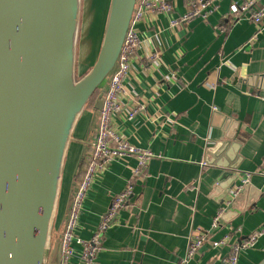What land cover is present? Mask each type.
Here are the masks:
<instances>
[{"label": "crops", "instance_id": "crops-1", "mask_svg": "<svg viewBox=\"0 0 264 264\" xmlns=\"http://www.w3.org/2000/svg\"><path fill=\"white\" fill-rule=\"evenodd\" d=\"M170 1L169 12H147L137 25L142 44L125 81V109L114 119L123 138L153 156L145 176L136 178L129 206L106 231L94 264H178L191 236L208 229L210 240L189 264H228L230 244L264 225V22L242 15L222 30L231 4L246 0H218L207 19L173 26L192 0ZM138 104L142 108L129 118ZM96 119V110L85 108L74 127L46 264L59 261L75 171ZM136 165L134 156L118 158L93 182L77 236L94 234ZM222 239L225 244H213ZM74 248L71 264L81 252L79 244ZM238 264H264V235L242 251Z\"/></svg>", "mask_w": 264, "mask_h": 264}, {"label": "water", "instance_id": "water-1", "mask_svg": "<svg viewBox=\"0 0 264 264\" xmlns=\"http://www.w3.org/2000/svg\"><path fill=\"white\" fill-rule=\"evenodd\" d=\"M136 3L111 0L97 60L76 80L80 0H0V264H46L74 127L97 90L98 117Z\"/></svg>", "mask_w": 264, "mask_h": 264}, {"label": "built area", "instance_id": "built-area-1", "mask_svg": "<svg viewBox=\"0 0 264 264\" xmlns=\"http://www.w3.org/2000/svg\"><path fill=\"white\" fill-rule=\"evenodd\" d=\"M217 2L218 0H192L189 10L179 18L172 19L171 25L177 26L187 23L193 18L207 19L217 8ZM171 9L172 3L170 0H137L116 67L106 79V88L98 110L92 138L85 150L80 172L76 177L71 205L67 213L63 233L60 237V258L57 264H71V259L75 253L74 243L81 246L80 256L78 262L75 264L95 263L98 254L103 249L106 231L115 223L119 212L129 206L130 200L134 196L136 178L143 177L146 174L149 159L153 156L152 151L136 146L123 138L114 126V119L125 109V99L128 95L125 81L132 71L135 54L142 44V38L137 29L138 23L147 12L158 14L169 12ZM242 15L250 17L251 20L261 26L264 22V3L257 6L256 0H246L241 3L231 4L229 17L221 29L226 30L231 23L240 19ZM155 57L156 54L152 56L153 59ZM141 108L142 105L139 104L133 106V108L128 110V117H134ZM125 156L137 158V165L133 169L132 178L119 193L112 197L110 205L102 214L94 234L89 239L77 236L78 219L93 182L108 169L113 161ZM249 178L250 174L243 181L246 182ZM241 188L242 186L237 187V190L234 191L235 196ZM221 215L222 211L212 220V230L219 226ZM209 234L210 229L192 235L187 251L179 259L178 264H189L200 248L210 240ZM263 235L264 225L246 237L232 242L230 244L228 264H238L242 251L252 248ZM225 243V239L213 242L216 246Z\"/></svg>", "mask_w": 264, "mask_h": 264}, {"label": "rangeland", "instance_id": "rangeland-1", "mask_svg": "<svg viewBox=\"0 0 264 264\" xmlns=\"http://www.w3.org/2000/svg\"><path fill=\"white\" fill-rule=\"evenodd\" d=\"M110 2L111 0H80L75 43L76 80L84 76L97 60Z\"/></svg>", "mask_w": 264, "mask_h": 264}, {"label": "trees", "instance_id": "trees-1", "mask_svg": "<svg viewBox=\"0 0 264 264\" xmlns=\"http://www.w3.org/2000/svg\"><path fill=\"white\" fill-rule=\"evenodd\" d=\"M98 95H99V90H97L93 96L91 97V99L88 101L87 105H86V109H90V110H96L97 109V104H98ZM82 165V163H81ZM77 179V178H76Z\"/></svg>", "mask_w": 264, "mask_h": 264}]
</instances>
